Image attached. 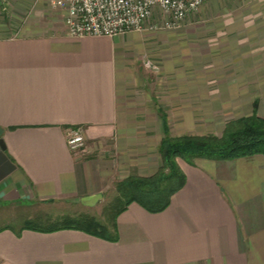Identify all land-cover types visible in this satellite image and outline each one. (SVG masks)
<instances>
[{
  "label": "crops",
  "instance_id": "crops-1",
  "mask_svg": "<svg viewBox=\"0 0 264 264\" xmlns=\"http://www.w3.org/2000/svg\"><path fill=\"white\" fill-rule=\"evenodd\" d=\"M239 3L247 6L244 18L231 0L232 18L221 27L237 34L238 59L264 60V0ZM52 13L61 18H45L40 9L26 12L27 21H0V139L5 143V148L0 145V206L68 201L95 207L120 180L150 176L161 167V156L159 162L145 159L155 156V150L159 154L165 135L161 116L159 138L138 135V124L156 123L165 109L153 99V117L136 113L141 88L132 82L150 59L145 32L71 36L61 12ZM262 65L226 74L237 79L230 85L224 81L223 91L232 93L231 107L242 109L230 120L255 112L264 118ZM183 92L190 107V89ZM175 108L164 110L170 133L190 134L174 127L178 120L190 121L188 111L177 118ZM77 127L86 136L80 154L67 140ZM201 134L206 133H195ZM178 162L186 182L169 206L151 212L130 204L116 219L115 240L79 229L3 228L0 264H264V154Z\"/></svg>",
  "mask_w": 264,
  "mask_h": 264
},
{
  "label": "rangeland",
  "instance_id": "rangeland-1",
  "mask_svg": "<svg viewBox=\"0 0 264 264\" xmlns=\"http://www.w3.org/2000/svg\"><path fill=\"white\" fill-rule=\"evenodd\" d=\"M235 2L236 6H239L237 10L241 11L242 18H244L245 7L247 6L245 4L240 5V0H235ZM230 3L231 0H208L198 11L184 20L180 26L174 28L164 27L163 23L167 16L163 18L162 15H159L152 21L158 26L155 30L142 31L145 32V50H147V58L150 59L147 60V66L143 64L140 70L141 77L132 82L136 88H141L136 94L137 98L142 101L141 106L136 108L137 114L143 113V115L148 117L152 115L153 117L155 115L153 113L155 109L154 101L156 100L159 106L166 110L169 109V112L172 111L171 105L174 108L176 107L177 118L185 116L186 111H188V115H190L189 124L185 122V119L182 120V124H179L180 120H178L174 127L177 126L176 128L179 127L181 130L182 127L188 129L191 132L190 134H221L230 118L241 113L240 110L242 109L231 107L232 93L223 91L226 88L223 82L226 81L230 85L231 80L233 78L234 80L237 79V76L226 74L246 66L258 69L263 66L264 60L238 59L240 53L236 49L239 50L241 46L236 45V43L240 40H236L237 34L232 31L233 29L225 27L232 18L228 7ZM225 5L227 10L224 13L223 6ZM50 6L48 0H4V3L0 4V21L4 19L5 22L12 19L27 21L26 12L32 10L36 12L40 9L41 16L45 18L55 17V15L61 18L60 14L52 13L54 9ZM5 9H9L10 15L8 17L5 16ZM17 16L18 18H16ZM223 22H225L223 24L225 28L221 27ZM243 31L245 32V30ZM221 33L223 34L221 35ZM224 33H227V35H224ZM231 34L235 35L232 36ZM230 36L232 37L230 38ZM233 38L235 39L230 44V40L232 41ZM244 39L245 37H242L243 42ZM256 48L257 46H255V50ZM253 77L254 79L255 77L260 78L258 75ZM202 79L203 81H201ZM186 88L190 89L191 98L188 99L190 107H188V102L186 103L187 107L184 103L189 97L187 92H183ZM202 88H205L204 91H202ZM198 93L200 96L205 95V98H197ZM261 94L262 91L254 92L253 95L256 97ZM193 96L194 99H192ZM198 99H200V102L197 101ZM197 103H200V105L198 106ZM159 115L157 114L156 123L152 119L151 124H138V135L142 137L147 135L150 140L159 138ZM147 127L152 132L150 130L145 134ZM130 128L135 131L133 130L134 125H131ZM147 148L143 149L148 154L149 150ZM154 152L156 153L155 156L149 155L145 159L159 162L160 155L156 150ZM115 197V189L109 190L104 193V197L99 200L95 207H87L84 203L68 201H58L54 204L44 205H31L29 203L4 204L0 206V227L9 225L13 229H19L27 220L36 219L47 222L53 221L63 214L81 213L93 215L98 220L109 224L106 209Z\"/></svg>",
  "mask_w": 264,
  "mask_h": 264
},
{
  "label": "trees",
  "instance_id": "trees-1",
  "mask_svg": "<svg viewBox=\"0 0 264 264\" xmlns=\"http://www.w3.org/2000/svg\"><path fill=\"white\" fill-rule=\"evenodd\" d=\"M159 113L164 122L165 132L158 148L161 167L153 175H133L117 182L116 197L106 209L111 226L93 215L81 213L63 214L47 222L27 220L19 230L53 232L61 229H79L91 235L115 240L116 219L130 204L139 203L151 212H161L169 206L172 196L186 182L185 172L179 165L178 159L194 164V160L199 157L225 160L264 154V118L256 112L250 116L228 121L221 134L181 136L170 133L166 113L164 110ZM9 227V225L2 226L0 230Z\"/></svg>",
  "mask_w": 264,
  "mask_h": 264
},
{
  "label": "built area",
  "instance_id": "built-area-1",
  "mask_svg": "<svg viewBox=\"0 0 264 264\" xmlns=\"http://www.w3.org/2000/svg\"><path fill=\"white\" fill-rule=\"evenodd\" d=\"M63 16L66 32L71 36H119L130 32L155 30L152 22L159 15L167 16L163 26H180L208 0H48ZM68 144L75 154L86 148L83 127L73 129Z\"/></svg>",
  "mask_w": 264,
  "mask_h": 264
},
{
  "label": "water",
  "instance_id": "water-1",
  "mask_svg": "<svg viewBox=\"0 0 264 264\" xmlns=\"http://www.w3.org/2000/svg\"><path fill=\"white\" fill-rule=\"evenodd\" d=\"M0 145H1L3 148H5V143H4V141H3L2 139H0Z\"/></svg>",
  "mask_w": 264,
  "mask_h": 264
}]
</instances>
